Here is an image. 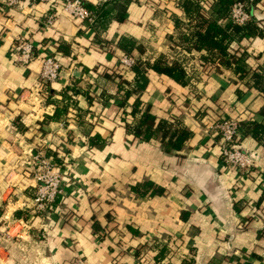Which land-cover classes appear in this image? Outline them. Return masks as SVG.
<instances>
[{
  "label": "crops",
  "instance_id": "crops-1",
  "mask_svg": "<svg viewBox=\"0 0 264 264\" xmlns=\"http://www.w3.org/2000/svg\"><path fill=\"white\" fill-rule=\"evenodd\" d=\"M82 1L94 10L96 0ZM179 1L115 0L97 9L93 24L73 19L57 0L0 3V264H264V140L240 138L253 155L241 176L222 163L210 128L221 118L264 124V93L232 69L178 60L184 86L146 70L135 83L139 94L120 107L122 88L100 74L125 55L168 57ZM257 7L254 15L264 18ZM52 13L53 25L44 27ZM23 40L35 46L27 64L14 51ZM237 46L250 73L264 76V35ZM45 54L61 69L48 84L39 77ZM121 73L134 84L130 67ZM65 93L72 101L63 112ZM136 98L156 118L179 119L192 132L180 150L165 153L158 139L130 135ZM41 148L66 174L45 219L31 213L28 175ZM144 182L162 192L134 194Z\"/></svg>",
  "mask_w": 264,
  "mask_h": 264
},
{
  "label": "trees",
  "instance_id": "trees-1",
  "mask_svg": "<svg viewBox=\"0 0 264 264\" xmlns=\"http://www.w3.org/2000/svg\"><path fill=\"white\" fill-rule=\"evenodd\" d=\"M233 1L180 0L177 4L183 13L180 17L175 16V19H173L177 44L187 53L192 51L199 53V60L202 65H211L216 70L221 67L232 69L238 79L249 78L252 81V86L264 93V76L255 72L250 73L245 64V51L238 46L232 47L234 42H238L246 36L264 35V18H257L254 15L257 6L264 9V3L261 0H239L244 3L248 13L252 15V20L243 25H237L231 22L228 17V11ZM103 7L105 6L96 7L95 12L97 9H103ZM170 41H173L172 37H170ZM120 46L130 52L131 47L128 44H120ZM136 48L138 52L142 51L140 48ZM143 64L145 66L140 68L141 61L138 59L130 67V70L136 73V79L132 85L124 79L121 73V70L126 69L125 66L118 64L101 70L100 74L112 79L120 89L122 88V96L119 101L120 107L128 103L131 94H139V89L135 86V83L137 78L146 70L163 74L182 86L186 84V72L178 60L171 61L167 56L160 55L145 60ZM64 99L65 103L60 107L63 112L66 111L67 103L72 101L70 95L66 93ZM56 114L57 111L51 117L54 118ZM129 114L139 116L137 123L129 130L130 135L143 141L150 138L158 139L165 153L180 150L192 136V132L183 125L181 120L156 118L148 107H142L139 98L132 102ZM261 114L264 116V110L261 111ZM241 129L243 135L248 133L258 140H264V124L262 122L241 123ZM92 141L90 138V145H92ZM131 190L136 195L162 192L160 188L153 187L150 182L132 186ZM159 258H162V255Z\"/></svg>",
  "mask_w": 264,
  "mask_h": 264
},
{
  "label": "built area",
  "instance_id": "built-area-1",
  "mask_svg": "<svg viewBox=\"0 0 264 264\" xmlns=\"http://www.w3.org/2000/svg\"><path fill=\"white\" fill-rule=\"evenodd\" d=\"M41 3H51L53 0H38ZM62 10L80 23L93 24L95 21V8L111 4L114 0H96L94 10L82 0H57ZM252 1V0H251ZM0 3L11 8L19 3V0H0ZM231 22L243 25L252 20L244 3L234 0L228 11ZM55 20V14H49L43 21L44 27H50ZM171 49V48H170ZM15 56L19 63L27 64L34 56V43L23 40L14 47ZM185 52V51H184ZM187 53V52H185ZM189 54V53H187ZM122 65L132 67L136 58L131 55L122 56L119 60ZM40 80L45 84L53 83L60 77V64L56 57L45 54L42 56ZM210 128L218 138L219 156L225 167L247 175L253 165V155L247 154L240 147V138L243 136L241 123L236 119L221 118L211 124ZM29 177L34 181L31 213L45 219L47 211L56 203L63 192L65 170L57 169L53 159L44 148L38 149L29 163Z\"/></svg>",
  "mask_w": 264,
  "mask_h": 264
},
{
  "label": "rangeland",
  "instance_id": "rangeland-1",
  "mask_svg": "<svg viewBox=\"0 0 264 264\" xmlns=\"http://www.w3.org/2000/svg\"><path fill=\"white\" fill-rule=\"evenodd\" d=\"M170 37L173 38V41L169 40V42H168V43H170L169 46H171V49L169 50V53H168V59L169 60H171V61L172 60H180L182 63L187 62L186 65H188V63L192 61L191 63H193V65L196 66V68L198 67V69H200L201 66H202V68H205V66H206V68H208V67L211 68L212 67L211 65H208V64L202 65L201 61L199 59L197 61H195L194 59H192L190 57L191 54L185 53L184 50H182L177 44L178 41L176 40L177 35H176L175 30L172 32V34H170ZM150 59H153V58L150 57ZM118 60H120V59H118ZM140 61H141L140 68H142L143 66H145L143 64L145 60H143V59L141 60L140 59ZM119 64L122 65L120 62H119ZM122 66H125V65H122ZM189 67L191 68L192 65H190Z\"/></svg>",
  "mask_w": 264,
  "mask_h": 264
}]
</instances>
